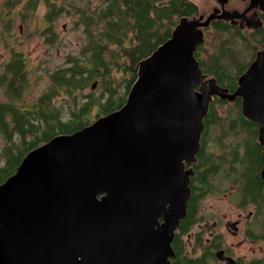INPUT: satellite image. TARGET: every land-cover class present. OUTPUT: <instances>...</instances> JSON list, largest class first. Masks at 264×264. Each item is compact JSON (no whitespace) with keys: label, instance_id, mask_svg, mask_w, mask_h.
I'll return each instance as SVG.
<instances>
[{"label":"water","instance_id":"water-1","mask_svg":"<svg viewBox=\"0 0 264 264\" xmlns=\"http://www.w3.org/2000/svg\"><path fill=\"white\" fill-rule=\"evenodd\" d=\"M220 1L141 61L124 106L30 151L0 185V264H170L213 98H239L264 147V45L233 94L194 57Z\"/></svg>","mask_w":264,"mask_h":264},{"label":"trees","instance_id":"trees-1","mask_svg":"<svg viewBox=\"0 0 264 264\" xmlns=\"http://www.w3.org/2000/svg\"><path fill=\"white\" fill-rule=\"evenodd\" d=\"M40 1L47 9L43 16L46 27L41 34L49 43L55 41L52 29L56 18L67 10L76 16L74 24L83 42L69 66L51 73V86L36 98H29L31 81L23 56L14 53L3 65L0 87L6 100L0 102V185L15 174L30 151L56 136L81 131L124 106L141 61L171 38L181 19L189 21L199 14L197 4L190 0H96L95 6L91 0H25L22 16L33 15ZM20 3L5 0L2 10L9 12ZM207 27L214 28L219 39H211L209 47L202 39L194 57L207 80L212 79L220 89L233 94L238 79L261 52L264 26L245 32L226 20H213ZM118 73L123 75L119 81ZM121 84L125 87L120 95ZM86 89L88 95H84ZM95 90L100 91L98 96ZM60 96L69 98L72 104L66 121L54 105ZM203 123L200 149L191 165L186 215L174 232L170 264H209L215 260L213 253L204 248L198 254L196 246H189L191 250L187 251L182 238L200 222L201 200L215 190L219 176L236 188L235 197L241 207L264 204V153L258 141L259 126L242 116L241 100L229 102L214 97ZM209 141L220 150L221 160L210 153ZM261 233L258 237L264 240V228ZM193 235V246L204 244L200 233ZM247 264H264V256Z\"/></svg>","mask_w":264,"mask_h":264},{"label":"rangeland","instance_id":"rangeland-1","mask_svg":"<svg viewBox=\"0 0 264 264\" xmlns=\"http://www.w3.org/2000/svg\"><path fill=\"white\" fill-rule=\"evenodd\" d=\"M87 1L89 0L82 2ZM190 1L197 4L199 8L198 16L189 19L190 22H198L200 17H202V20H205L211 15H220V5L215 0ZM4 2L5 0H0V73L3 65L11 59L14 53L21 54L25 60L27 73L31 81L29 98L39 97L51 86L50 74L61 68L68 67V62L72 58H75L81 49L83 36L74 24L76 22V16L69 10L64 11L58 16L52 29L55 33V41L54 43H49L41 34L42 30L46 27V24L43 22V16L47 10L44 3L40 1L33 15L31 14L30 17L24 18L22 16L24 13L22 7L24 6L25 0H21L20 5L9 12L2 10ZM91 2L93 6L96 5V0H91ZM249 5V2L230 1L224 7L226 18L224 14L223 19L216 20H226L227 22L233 20L236 21L234 22L236 26L242 28V31H252L254 29L253 27L258 25L256 10L250 12L245 18L240 19ZM237 16H239L236 18L237 20H234ZM207 28H202V30L199 28L197 33L200 34L203 40L207 41L206 46L209 47V41L211 39L218 40L219 36L214 28ZM122 76L121 73H118L116 75L117 80H121ZM211 80L205 79L203 82L206 83ZM124 87L125 85L121 84L119 89L120 95ZM88 94L89 90L86 89L84 95ZM99 94L100 91H96L95 95L98 96ZM5 100L3 90L0 87V102H5ZM54 105L60 109L61 119L66 121L70 117L72 109L69 98L60 96L54 100ZM93 113L95 114V112ZM208 145L209 151H213L210 153H213L215 159L219 160L220 150L213 145L212 141H209ZM218 179L214 182L215 190L201 200L199 207V217L201 220L187 235L183 236V244L187 246V251L189 246H196L198 248L196 249L197 254L204 248L215 255L218 251L216 252V250L207 248L205 240L210 235H220L222 249L233 259L246 262L253 258H260L263 253V249H261L263 244L261 240H256L253 243L248 239L245 228L249 229L257 237L262 234L261 231L264 228V205H261L262 208L259 210V214L256 213L257 222L260 220L261 222L254 225L253 219H249L248 217L249 212L253 211V205L241 207L235 197L236 190L232 187L231 182L228 180H220L222 176H219ZM239 215L242 221L238 225V234L232 236L226 231L224 224L229 221H238ZM194 233H200L201 240H204V244H199L198 246L195 244L193 246L195 239ZM209 264L222 263L215 259L210 261Z\"/></svg>","mask_w":264,"mask_h":264},{"label":"flooded vegetation","instance_id":"flooded-vegetation-1","mask_svg":"<svg viewBox=\"0 0 264 264\" xmlns=\"http://www.w3.org/2000/svg\"><path fill=\"white\" fill-rule=\"evenodd\" d=\"M216 2H217V0H215ZM223 1H225V5H226V3H228V2H230V1H243V2H249L250 3V5L252 4V3H254V2H260V1H262V0H223ZM218 3V2H217ZM219 5H220V13H221V4L220 3H218ZM225 5H224V7H225ZM249 5V6H250ZM248 6V7H249ZM247 7V8H248ZM253 10H256V18L258 19V25L257 26H254L253 28L254 29H256V28H258V27H263L264 26V5L262 6V5H260V6H258L257 8H254V9H252V10H250V11H247V12H245V13H243V15L241 16V18L240 19H242L243 17L245 18V16L246 15H248L250 12H252ZM224 11H225V8H224ZM239 16H237V17H235V19L234 20H237L236 18H238ZM225 18H226V14H225ZM214 20H216V19H214ZM213 21V20H212ZM234 22H236V21H233V20H231V22L230 21H228V23L230 24V25H232V26H236V24H234ZM233 23V24H232ZM238 27V26H237ZM238 28H240V26L238 27ZM240 29H242V28H240ZM253 29V30H254ZM262 148L264 149V147H263V145H262ZM263 153H264V150H263ZM190 168H191V166H190ZM233 187V186H232ZM234 188V190H236V188L235 187H233ZM264 205V204H263ZM261 209V205H253V211H251V212H249V214H248V217H249V219H253V224L255 225H257L259 222H261V220L260 221H258L257 222V218H256V213H258L259 214V210ZM241 221H242V218L240 217V215H239V220L238 221H235V222H225V224H224V228L226 229V231L229 233V234H231L232 236H236L237 234H238V225L241 223ZM245 232H246V237L248 238V239H250L253 243L254 242H256V240H261V242H262V244H263V246L261 247V249H263V253H262V256L260 257V258H253V259H250V260H248V261H246V262H242L241 260H238V259H233L230 255H228L227 253H226V251H224L223 249H222V245H221V241H220V239H221V237H219V236H216V235H210L206 240H205V244H207L206 246L208 247V248H210V249H212L213 248V250H216V252L217 251H223L224 252V255L225 256H227V257H230V258H232L234 261H235V263L236 264H247V263H249V262H251V261H254V260H259V259H261V258H263V256H264V240L263 239H261L260 237H257V235H254V234H252V232L249 230V229H247V228H245ZM246 238V239H247ZM210 245H211V247H210ZM172 248V247H171ZM215 256V255H214ZM172 259V258H171ZM170 259V260H171ZM216 259V258H215ZM217 260V259H216ZM218 261V260H217ZM220 262V261H219ZM222 264H225L224 262H221Z\"/></svg>","mask_w":264,"mask_h":264},{"label":"bare ground","instance_id":"bare-ground-1","mask_svg":"<svg viewBox=\"0 0 264 264\" xmlns=\"http://www.w3.org/2000/svg\"><path fill=\"white\" fill-rule=\"evenodd\" d=\"M217 2L221 4V1L220 0H217ZM224 5H225V3H224ZM260 5H262V6L264 5V0H262L260 2H254V3H252L247 9H245V12L250 11V10H252L254 8H257Z\"/></svg>","mask_w":264,"mask_h":264}]
</instances>
